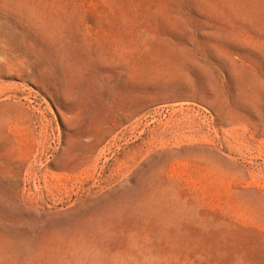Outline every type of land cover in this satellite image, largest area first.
Wrapping results in <instances>:
<instances>
[{
	"label": "rangeland",
	"instance_id": "374dc122",
	"mask_svg": "<svg viewBox=\"0 0 264 264\" xmlns=\"http://www.w3.org/2000/svg\"><path fill=\"white\" fill-rule=\"evenodd\" d=\"M0 264H264V0H0Z\"/></svg>",
	"mask_w": 264,
	"mask_h": 264
}]
</instances>
